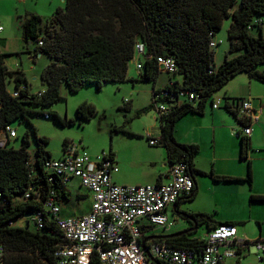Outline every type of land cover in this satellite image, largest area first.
I'll return each instance as SVG.
<instances>
[{
	"label": "trees",
	"instance_id": "1",
	"mask_svg": "<svg viewBox=\"0 0 264 264\" xmlns=\"http://www.w3.org/2000/svg\"><path fill=\"white\" fill-rule=\"evenodd\" d=\"M226 18L230 19L228 51L222 63L215 65L214 47H210L209 42ZM20 25L23 38L34 44L35 54L47 55L49 62L41 72L44 87L32 93L28 90L25 72L20 68L9 69L5 64L6 53L0 50V132L13 122L26 120L34 132L36 144L31 153L29 134L25 131L19 148L8 147L9 139L0 146L3 264H60L55 252L64 243L45 203L53 197L61 206L63 201L69 200V192L62 175L45 168L46 159L53 157L45 148L48 138L36 134L28 115L36 113L33 107H37L45 118L53 117L62 126L73 124V119L45 109L62 98L61 84L65 83L69 91L76 92L86 83L95 84L100 89L106 82L128 80V66L134 58L137 42L144 44L140 78L156 81L161 72L156 63L157 56H170L177 66L174 73L168 74V82L163 87L173 98L159 97L151 102L155 110L158 101L167 106L165 113L157 115L160 124L157 139L158 144L166 149L169 163H186L193 180L195 175L208 176L214 181L241 180L197 169L194 158L199 146L178 142L174 128L177 121L188 113L203 114L206 106L213 108L214 93L234 76L245 73L264 83V71L258 69L264 64V0H64V8L56 9L51 16L42 19L31 14V17L20 20ZM23 84L25 88L21 89ZM12 90H18V94L13 95ZM190 92L193 98H189ZM242 99L223 96L218 106L232 114L241 128L250 123L240 113ZM96 113V106L88 101L76 107L79 121L88 120ZM236 136L240 139V158L246 159L251 149L249 135L241 129ZM67 143L65 141L63 145ZM109 154L113 155V152ZM247 162L249 166L250 161ZM246 180L251 182L249 167ZM195 194L193 186L187 197L192 199ZM250 199L261 200L263 196L251 195ZM37 212H41L44 218L41 227L32 221ZM25 213H31V216L24 218ZM189 216L197 228L205 227V235H197L189 228L175 236L163 235L151 240L198 254L208 233L217 225H237L235 221L215 220L211 213L197 212ZM18 218L23 220L19 225L16 224ZM31 225L32 229L29 228ZM151 227L154 226H142V238ZM257 242L264 245L262 239L252 243L244 239L245 246L236 248L237 256L233 261L228 260V264H242V251ZM259 256V260L264 261V257ZM91 263L98 264L95 251ZM158 264L171 263L158 261Z\"/></svg>",
	"mask_w": 264,
	"mask_h": 264
},
{
	"label": "rangeland",
	"instance_id": "2",
	"mask_svg": "<svg viewBox=\"0 0 264 264\" xmlns=\"http://www.w3.org/2000/svg\"><path fill=\"white\" fill-rule=\"evenodd\" d=\"M58 8H64V0H0V25L3 26V30L0 31V50L6 53L5 63L10 69H23L29 85L28 90L32 93H37L44 87L41 81V72L48 64L49 58L45 54L33 53L34 44L23 38L20 20L31 14H37L45 19ZM229 22L230 19H223L221 28L214 36L215 40H222L213 49L215 65L222 63L225 53L228 51L227 28ZM41 29L43 28L41 27ZM136 59L134 57L128 66V77L133 76V80L129 79L120 83L106 82L100 89L95 84L86 83L76 92L69 91L65 83L61 84L62 98L45 109H52L63 118L73 119L75 121L73 124L62 126L53 117L45 118L39 108L33 107V111L36 113L29 114L28 119L34 125L37 135L48 138L45 148L53 157L62 154L63 143L67 141L69 144H76L79 150L84 149L93 160L102 152H113L119 159L122 171H139L138 174L131 171L134 178L137 179V181L130 182L132 184L143 183L142 178H150V172L147 174L143 172L151 171V162L154 159L159 166L161 158L166 156L163 146L151 145L146 138L148 134L157 137L160 131L157 111L151 107V100L153 92L160 91L161 86L166 80L168 81L169 75L160 72L156 82L142 79L139 77ZM258 69L264 71V64L258 66ZM247 78L245 73L231 78L214 93V101L227 96V93L231 95L230 97L241 98L244 96ZM263 92L264 89H262ZM84 101L93 103L97 108V113L88 120L79 121L76 118V107ZM254 103L256 112L259 114L254 122L257 130L259 129V137L255 146H252L249 158L254 175L253 188L264 192V96L258 97ZM222 110H224L226 124H224L223 132L218 133L216 148L215 145L213 148H215L217 157L224 154V173L245 177L247 162L239 160V143L236 133L234 134L235 127L239 125L232 114L223 108ZM232 124L234 127L231 126ZM12 126L16 129L18 136L10 139L8 147L19 148L22 145L23 133L28 131L29 151L32 153L36 144L31 126L22 119L13 122ZM209 145L203 146L197 156V159L203 163H206L207 158L211 155L212 147ZM219 164L221 163L218 161L216 167ZM122 171H119L118 174L122 175ZM207 178L211 182V179ZM243 183L245 182L237 181L231 186V189H224L219 210L208 209V212L214 214L217 211L218 214H214L217 219L223 217L233 219L237 222V237L252 243L258 239H264V202L253 203L250 201L249 194L252 192H250L249 183L246 182L248 188ZM75 184L76 180L70 184L73 191L77 189ZM61 205L64 213L71 210L78 214L88 207V200L78 201L72 198L71 201H63ZM168 219L169 221L173 219L171 211L168 214ZM22 222L21 218L16 220L17 225ZM178 225H182L183 229H185L184 226H187L186 229H188L191 222L184 216H178L176 224L168 232L175 230ZM29 228L32 229V225ZM153 231L163 234L162 228H154ZM205 233V227H200L196 232L200 236ZM258 255L264 257L262 251H259ZM241 262L242 264H264V261L258 259L253 246L242 251Z\"/></svg>",
	"mask_w": 264,
	"mask_h": 264
},
{
	"label": "built area",
	"instance_id": "3",
	"mask_svg": "<svg viewBox=\"0 0 264 264\" xmlns=\"http://www.w3.org/2000/svg\"><path fill=\"white\" fill-rule=\"evenodd\" d=\"M2 30L3 26L0 25ZM214 36L209 42L210 47L222 42L215 40ZM143 52L144 44L137 42L134 57L137 58L138 71L142 69ZM156 63L160 71L167 74L177 69L175 60L170 56H157ZM20 88L24 89L25 84ZM12 94L17 95L18 90H12ZM165 96L170 95L163 88L157 94L154 93L155 99ZM193 97L190 92L189 98ZM158 102L157 115L165 113L167 108L163 101ZM219 104L220 100H217L213 107L217 108ZM239 110L243 118L250 122L242 128V132L250 135L251 123L257 120V112L251 100L244 98L239 102ZM16 135V129L7 125L0 132V146H4L8 139ZM148 141L151 145L158 144V139L149 134ZM45 168L62 175L64 183L71 177L78 178L91 195L90 210L82 215H63L61 206L53 197H49L45 203L64 240L55 252L60 264H92L94 251L98 264H158V261L171 264H228V260L237 256L236 248L244 245V239L237 237V227L222 223L208 233L205 245L198 254L151 239L145 241L148 254L141 247L140 243L144 240L142 226H171L173 222L169 221L166 208L191 192L194 181L184 162L170 164L167 182L120 185L111 178V172L118 170L112 155L102 152L93 160L85 150H79L76 144L67 143L61 157L46 159ZM32 221L41 227L44 222L42 213H35ZM253 248L258 254L264 250V245L257 242ZM4 254V247L0 244V264H3ZM257 256L259 259L260 256Z\"/></svg>",
	"mask_w": 264,
	"mask_h": 264
},
{
	"label": "crops",
	"instance_id": "4",
	"mask_svg": "<svg viewBox=\"0 0 264 264\" xmlns=\"http://www.w3.org/2000/svg\"><path fill=\"white\" fill-rule=\"evenodd\" d=\"M262 32H264L263 27H262ZM33 53L35 54V50ZM39 54H42V53H39ZM225 55H226V53H225ZM6 66H7V64H6ZM21 70H23V69H21ZM129 79L133 80L134 77L130 76V77H128V80ZM173 79L178 80V78H175V77H173ZM247 79L248 80L246 81L247 82L246 83V94H244V96H241V98L250 99L252 107L254 108V110H256V106H255L254 101L257 100L258 97L264 96V94H263L264 92L262 93V89H264V83L257 81L255 79H251L249 77ZM167 82L168 81L166 80V82L161 86V89L164 87V85ZM157 90H159V89H157ZM226 95L229 97L231 96L228 93ZM153 99H154V92H153L151 102L153 101ZM258 102L261 103L260 100H258ZM257 115H259V114H257ZM234 120L237 121L236 118ZM225 122H226V118L224 116V110H222V107L211 108L210 106H206L203 114L188 113L187 115L181 117L177 121L175 128H174V137L178 142L188 143V144H197L199 146V152H200L201 148L203 146H205L206 144H208V145L210 144L209 146L212 147V151L210 152L211 155H209V158H207L206 163H203L202 161L197 159V156L199 154V152H198V154L194 158V166L197 169H200V170L205 171V172L212 171L213 173L219 174V175H231L232 176V174L224 173V154L221 156L219 155L217 157L215 150H214L216 148L218 133L223 132L224 126H225L224 124H226ZM254 122L255 121H253L251 123L252 132L249 135L251 149L248 151L246 159L240 158V139L236 136L238 139V143H239V160L240 161H246V162L248 160L250 161L249 166H248V162H247L246 176H247L248 167H249L251 169V182H248L246 180V176L245 177H243V175H234V176H237L238 178L241 179L238 181L245 182L243 184L246 185V188H248L247 187L248 185L246 182L249 183V189L251 190L250 192H252L249 194V198L251 197V195L263 196V199H261V200L250 199V201H252L253 203H262V202H264V192L261 190H255L253 188L254 175H253V170L251 167V159L249 158V153H250V151H252V146H255V144L257 142V138L259 137V129L257 130V128L255 127L256 125H254ZM237 123L239 126L235 127L236 131L234 132V134L237 133V131H240L238 128L241 127V125L238 121H237ZM231 126L234 127L233 124ZM150 136L153 137L152 135H150ZM158 136H159V133H158L157 137H155V138H158ZM214 145H215V148H213ZM165 151H166V149H165ZM62 155H63V152L58 157H61ZM112 157L114 158V161H115L116 166L118 168V170L116 172H111V178H112V181L114 183L120 184V185H129V184H132L130 182L137 181V179L134 178V174L131 173V171L137 172V170H123L122 171L118 157L114 153H113ZM218 161L221 164L217 165V167H216V163ZM151 165H152L151 171L143 172L145 174L150 172L149 173L150 178H142L141 181H143V183H134V184H146V183L155 184V183H163V182L168 181L170 163L168 161L167 152H166V156L161 158V163L159 166H158L157 162L155 161V159L151 162ZM119 171L120 172L122 171V175H121V173L118 174ZM138 173H139V171L137 172V174ZM207 177L208 176L195 175L194 180H193L194 181V189L196 191L195 196L192 199H189L187 196H182L179 198V201L176 204L170 205L166 208L167 216H168L170 211L173 214V219L171 220L173 223L171 224V226H167V227L154 226V227L148 228L147 231L144 233L145 237L143 239L147 238L146 240H150L154 234H157L155 231H153L154 228H162L163 234H160V235H164V236L177 234V233L179 234L180 232L187 230L186 229L187 226H184L185 229H183L182 225H178L176 227L174 226L175 230H173L170 233L168 232L169 229L171 227H173L174 224H176L178 216H184V218H187L191 222V225H189L190 229L189 228L188 229L192 230V231L195 230L196 232H198L199 228L202 226L197 228L196 223L192 224L193 219L191 218V216H189V214L197 213V212L209 213L208 209L219 210V207H220L219 204H221V197L224 195V189H231L232 188L231 186L233 184H235V182H237V181H226V182L214 181L209 177L211 179V182H210V180ZM74 180H76L75 185L77 187V189L75 191H73V189L70 188V187H72V186H70V184ZM64 184H65V188L69 192V200L68 201H71L72 198H74L78 201L88 200V207L85 210H83V212L77 214L71 210H67L64 213L62 205H61V213L63 215H82V214L87 213L90 210V204H91V195H90L89 190L87 188L83 187L81 185L79 179L76 177H71ZM214 214L215 215L218 214L217 211H216V213L214 212ZM214 214H212V215H213V218L215 220H218V221H234L231 218H224V217L222 219H217V217H215ZM146 226L147 225H145V227ZM196 232H195V234H196ZM237 234H238V230H237ZM145 244H146V242H145Z\"/></svg>",
	"mask_w": 264,
	"mask_h": 264
},
{
	"label": "water",
	"instance_id": "5",
	"mask_svg": "<svg viewBox=\"0 0 264 264\" xmlns=\"http://www.w3.org/2000/svg\"><path fill=\"white\" fill-rule=\"evenodd\" d=\"M29 17H31V15H29V16H27V18H29ZM31 216V213H25V215H24V218H28V217H30ZM28 222L26 221V224H27ZM180 234V233H179ZM175 235H178V233L177 234H172V235H167V236H175ZM152 237H154V238H161V237H164L163 235H155V236H152ZM147 239V238H146ZM146 239H144V240H142L141 241V243H140V245H141V247L145 250V252L147 253V250H146V248H145V241H146ZM148 254V253H147Z\"/></svg>",
	"mask_w": 264,
	"mask_h": 264
}]
</instances>
